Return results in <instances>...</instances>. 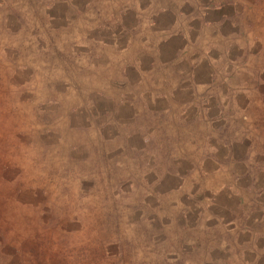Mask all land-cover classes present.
<instances>
[{"label":"rangeland","instance_id":"rangeland-1","mask_svg":"<svg viewBox=\"0 0 264 264\" xmlns=\"http://www.w3.org/2000/svg\"><path fill=\"white\" fill-rule=\"evenodd\" d=\"M0 264H264V0H0Z\"/></svg>","mask_w":264,"mask_h":264}]
</instances>
